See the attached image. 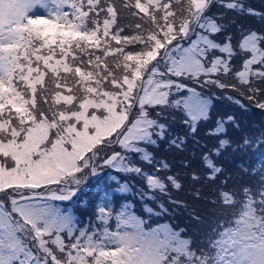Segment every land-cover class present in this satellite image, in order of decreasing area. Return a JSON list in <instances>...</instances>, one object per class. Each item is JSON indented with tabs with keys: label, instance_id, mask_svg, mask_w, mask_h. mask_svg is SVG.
<instances>
[{
	"label": "snow or ice",
	"instance_id": "snow-or-ice-1",
	"mask_svg": "<svg viewBox=\"0 0 264 264\" xmlns=\"http://www.w3.org/2000/svg\"><path fill=\"white\" fill-rule=\"evenodd\" d=\"M188 3L190 17L177 20L172 0H0V264H264V186L219 189L209 198L224 219L215 222L219 239L206 251L167 228L145 231L135 205L100 208L87 229L73 231L70 217L34 203L69 199L85 174L119 155L104 159L101 146L132 143L130 110L137 102L142 109L167 103L174 86L154 82L157 73L198 78L204 47L199 55L183 49L166 71L152 67L162 50L188 36L208 0ZM38 5L47 15L33 14ZM222 60L213 73L230 71L227 63L217 67ZM258 62L254 55L236 73L241 83L264 76V66L250 67ZM167 179L183 187L178 176ZM193 219L202 221L195 211Z\"/></svg>",
	"mask_w": 264,
	"mask_h": 264
},
{
	"label": "trees",
	"instance_id": "trees-1",
	"mask_svg": "<svg viewBox=\"0 0 264 264\" xmlns=\"http://www.w3.org/2000/svg\"><path fill=\"white\" fill-rule=\"evenodd\" d=\"M226 1L214 0V4L195 19L188 36L176 44L180 51L192 48L197 55L200 48H207L204 72H200L198 78L195 75L192 78L169 75L162 78L157 73L154 76L157 80L174 82L167 103L148 105L146 109L140 108L138 102L134 105L138 114L140 112L139 119L152 122L151 138L139 144L147 158L136 151L123 150L121 159L126 161L125 164L118 155L111 165H105L102 174L85 186L86 189H78L72 199L62 202L64 211H71L76 216L75 224L79 229L89 227L98 213L101 197L109 195L111 208L135 205L137 213L150 222L148 227L167 222L181 238H191L193 248L206 251L210 248L209 241L219 239L218 232H213L215 222L224 219L210 210L218 205H213L209 198L217 197L219 189L239 190L248 186L257 192L264 186V108L258 106L264 102V91H250L264 89V76L254 77L248 85L236 76L251 56L247 51L242 53L243 42L251 32L257 36L259 62L250 67L264 66V0H233L236 7ZM219 7L234 18H226L229 23L222 33H213L209 23L214 22L212 16ZM184 16L187 18V14ZM223 30H227L226 33ZM204 39L214 41L215 46L203 43ZM177 55L176 52V59ZM218 58L223 60L217 67L222 68L227 63L230 71L221 70L215 74L210 70ZM165 60L164 54L157 61L166 65H153L166 71L170 62ZM192 93L208 101L206 117L194 127H191L194 122L188 117L186 102ZM160 107L163 110L159 111ZM145 111L147 115H144ZM170 114L174 116L170 117ZM225 140L228 143H222ZM113 144L115 149L119 146L118 141ZM135 166H139V170H131L129 175L123 173L124 168L129 171ZM157 172L166 188L152 191L143 176ZM192 173L199 179L194 181ZM209 174L215 178L209 179ZM173 175L183 181L180 190L167 179ZM193 190H199L203 195L196 198ZM145 205L152 210L148 211ZM193 211L202 217V221L193 219Z\"/></svg>",
	"mask_w": 264,
	"mask_h": 264
},
{
	"label": "rangeland",
	"instance_id": "rangeland-1",
	"mask_svg": "<svg viewBox=\"0 0 264 264\" xmlns=\"http://www.w3.org/2000/svg\"><path fill=\"white\" fill-rule=\"evenodd\" d=\"M226 2L230 6L236 7L234 5V1L233 0H228ZM172 4H173V10L176 11V13H177V20L184 19L185 18L184 15H186V14H187V18L190 17L191 14L188 12V8H189L188 0H172ZM213 4H214V0H208V4L205 7L202 8L201 12L199 14H197L196 16L192 17V20H193L192 24L195 22V19H197L200 16L201 13H205V10L209 9L210 8V5H213ZM238 9H241V7L238 6ZM48 11H50L49 8H46L43 5H38L33 14H36V15H47ZM226 13L227 12H225V11L222 10V7H219L218 9H215L214 16H212V17L215 18L213 20L214 22L209 23V27H210L209 30L211 32H213V33H220L222 31V29H224L227 26V24L229 23L228 21H226V18L227 19H233L234 18L232 15H230L228 13L226 14ZM226 31L227 30H223V32H225V33H226ZM230 33H229V35H230ZM209 41L211 42L210 44L208 43ZM202 42L205 43V44H207L208 46H212V45L215 46V42L212 41V40H209V39H204V40H202ZM257 43H258L257 36L254 34V32H251L245 38V40L243 42V45H242V50L243 51H242V53H244L245 51H247V53H250L251 54V56L249 57V59L251 57H253L254 55H256L257 60H258V54H257V51H256L257 48H258V46H257L258 44ZM176 44H177V41H174L173 42V45H170L168 47V49L162 50L161 56H163L165 54L166 60L170 62L169 65L171 64V57H174V55L176 54V52L178 53V55L176 56L177 59H179L180 56L183 54V50L180 51V48H178V46ZM253 49H255V53L253 52ZM161 56L157 60L161 59ZM157 63H159L162 66L163 65H166L165 63L163 64V61H155L154 62V64H157ZM152 67L153 68H156L155 65H153ZM149 71L151 72V68L149 69ZM200 72H204V71H200ZM153 79H154V82H159L160 81V80H157L158 78L156 79V78L153 77ZM144 83H145V81L143 82V84ZM144 86L145 87H151V86H149L147 84V81L144 84ZM206 89H208V87H206ZM139 91L141 92L140 89H137V93ZM157 99H159V100L165 99L164 94L163 93H160L157 96ZM186 102H187V111H188V114H189L188 117L191 118V120L194 122V124H191V127H194V125L200 124L202 122L201 120L206 117V115H207L206 111H207V107H208V101L205 100V99H203V98H201L200 96L192 93V94H190L188 96ZM162 106H164V105H162ZM136 109L133 107L130 110V113L131 114H130V117H129V126H131V124L135 123V129L133 131V136L130 137V139H132V143L129 144L127 147H124V146H121L119 144V142H118V144H119V146H117L118 149L117 148L115 149L113 147V145H114L113 144V141L116 143L118 140H113L110 143H106L105 145L101 146L98 149L99 153L101 154V156H103L104 159H108L109 157L113 156L115 152H119L120 159H121V152L123 150H126V149L127 150H130L132 152L136 151V152L139 153V155H142V156H145L146 157V155L144 154V152H146V151L142 150V148L139 146V144H140L141 141L149 140L151 138L150 130H151L152 127H150V124L152 122L151 121L149 122L148 120H145L144 118L143 119L142 118L139 119L140 112L138 114V112H137L138 110L136 111ZM158 110L160 111V110H163V109H162V107H160ZM173 116H174L173 114H170V117H173ZM174 120L177 121L179 119H174ZM133 137H135V139H133ZM122 162L124 164L126 163L125 160H122ZM112 163H113V160H112V162L109 165H111ZM117 163L121 164L120 162H117ZM134 164L137 165V163H134ZM105 165H108V164H104L103 161L101 160L96 174H94V175L85 174V180H84V182L82 184H80L79 186H75V185L73 186L75 188L74 194L77 193V190L78 189H84L86 185L90 184L95 178H97L100 174H102V172L104 171V169L106 167ZM228 167H229V165H228ZM134 168L135 169H132V167H131L129 169V171L128 170L125 171V168H124L123 173H126L127 175H129V173L131 172V170L132 171H134L136 169L139 170L140 167L139 166H135ZM149 169H151V168H149ZM158 175H159L158 172L155 175L154 174L153 175H148L149 177H144L142 175L143 178H145L147 180V184L149 185L150 190H152V191H158L159 189H161V187L156 186V185L162 184L161 181L158 179ZM150 177L151 178H155L156 185H153L150 182V179H149ZM124 191L126 192L127 190H124ZM74 194L71 195L70 198L69 199H66V200H50V199H40V198H37L34 201V203L38 204L41 207H50V208L56 210L57 212H59L62 216L70 217V227L73 229V231H75L76 229H79L77 227V225L75 224L76 223L75 222L76 216L71 211H67V212L64 211L65 208H64V205L62 203V202H65V201H68V200L72 199L73 196H74ZM101 198H102V201L99 202L98 208L99 209L100 208H111L110 196L107 195V196H103ZM130 206H131L130 204H127V206H124V207H130ZM147 208L151 209L148 205H147ZM144 220H145V227H146L145 231H151L153 229H158V228H167L169 231H172V229L170 227V224L167 223V222L166 223H159L158 225H152V226L148 227L150 225V222L147 221L146 218H144ZM213 232H215V231H213Z\"/></svg>",
	"mask_w": 264,
	"mask_h": 264
}]
</instances>
